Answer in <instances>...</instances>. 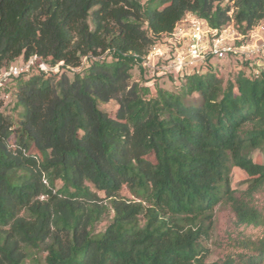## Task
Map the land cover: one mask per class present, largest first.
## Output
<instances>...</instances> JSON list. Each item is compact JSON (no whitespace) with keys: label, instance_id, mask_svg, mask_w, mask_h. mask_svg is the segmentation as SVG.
<instances>
[{"label":"trees","instance_id":"trees-1","mask_svg":"<svg viewBox=\"0 0 264 264\" xmlns=\"http://www.w3.org/2000/svg\"><path fill=\"white\" fill-rule=\"evenodd\" d=\"M187 13L246 34L264 0H0V70L61 63L0 89L16 113L0 110V264H38L40 249L44 264H264V163L252 157L264 152V75L222 85L209 66L179 76L176 93L143 85L142 58ZM232 168L246 176L240 197ZM220 203L261 236L206 263Z\"/></svg>","mask_w":264,"mask_h":264},{"label":"built area","instance_id":"built-area-1","mask_svg":"<svg viewBox=\"0 0 264 264\" xmlns=\"http://www.w3.org/2000/svg\"><path fill=\"white\" fill-rule=\"evenodd\" d=\"M259 27L255 33H251V29L241 34L233 22L216 29L187 13L176 23L172 33L152 45L142 58L141 66L146 73L143 85H153L159 76H171L172 80H176L183 73H198L206 69L213 61L230 60L240 62L243 67L240 72L246 77L257 79L264 75V27ZM60 66L61 63L50 66L33 56L27 61H21L20 65L0 70V89L11 78L21 74L35 71L58 73Z\"/></svg>","mask_w":264,"mask_h":264},{"label":"rangeland","instance_id":"rangeland-1","mask_svg":"<svg viewBox=\"0 0 264 264\" xmlns=\"http://www.w3.org/2000/svg\"><path fill=\"white\" fill-rule=\"evenodd\" d=\"M228 14H232V9H230V12ZM258 24L254 29L252 28L251 33L257 32L260 28L259 26L264 27V20H262ZM83 63L85 64L84 61ZM20 64L21 61L17 60L11 65L14 66ZM210 66L212 67V72H214L215 75L221 79L222 85H226L227 81L232 80L243 69L239 61L232 60L225 62L213 61ZM204 71H206L205 68L203 69V72ZM130 75V85L142 79L140 70L135 66H133L130 70ZM246 75L248 76L249 72L246 73ZM156 81L157 85H147L150 90V94L154 92L155 86L156 88L176 93L181 84L178 79L169 80L164 76L157 77ZM4 87L5 85H3L2 88ZM8 87L9 85L6 88ZM9 90V92L0 93V99H2L3 101L2 105L0 106V110L4 114L10 115V117L15 118L16 113H12L11 109L14 100L12 97L13 91L11 88ZM193 97L195 98L196 95H193ZM102 109L111 114H114L117 109V105L114 101H110L108 104L102 106ZM252 157L256 162L264 163V152H255L253 153ZM230 177L234 196L240 197L246 188V176L239 169L232 168ZM120 195L125 199H132L131 195L125 188L122 189ZM99 196L102 197L101 194H99ZM253 198V205L262 214H264V186L258 193L254 194ZM110 217L111 215L109 216V218ZM108 219L103 220L96 226L97 232L102 231L105 228V226L108 224ZM212 220L213 224L211 226V230L209 231L208 239L206 240V247L208 249V253L205 258L206 263L217 262L223 259L228 254L239 253L240 251L237 249V247L235 246L236 243L234 242L236 238L248 237L256 239L261 236V228L259 227H244L236 225L233 211L231 210L229 205L224 203H220L214 208ZM45 255L46 254L43 249L37 251V253L35 254V258L37 259L38 264H44ZM27 264H29V262H27Z\"/></svg>","mask_w":264,"mask_h":264}]
</instances>
